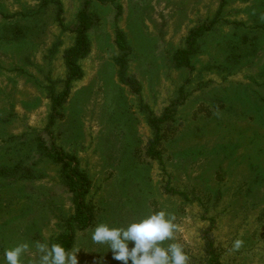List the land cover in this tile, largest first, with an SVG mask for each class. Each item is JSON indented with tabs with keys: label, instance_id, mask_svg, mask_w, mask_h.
Here are the masks:
<instances>
[{
	"label": "rangeland",
	"instance_id": "1",
	"mask_svg": "<svg viewBox=\"0 0 264 264\" xmlns=\"http://www.w3.org/2000/svg\"><path fill=\"white\" fill-rule=\"evenodd\" d=\"M88 1L95 22L83 78L49 128L51 95L65 87L64 54ZM213 22L190 68L177 67L190 34ZM121 59L140 95L122 82ZM169 107L162 160L152 159L146 109L162 117ZM54 145L76 156L92 183L95 221L70 250L79 264H122L92 240L95 227L160 211L178 226L163 246L180 245L188 264L210 263L206 235L218 264H264V0H0V261L27 244L21 264H39L37 243L50 247L74 213L48 157Z\"/></svg>",
	"mask_w": 264,
	"mask_h": 264
},
{
	"label": "trees",
	"instance_id": "2",
	"mask_svg": "<svg viewBox=\"0 0 264 264\" xmlns=\"http://www.w3.org/2000/svg\"><path fill=\"white\" fill-rule=\"evenodd\" d=\"M44 1L45 3H48L49 0ZM97 1L101 3H111L113 0ZM57 4L59 5V2H57ZM89 5L90 1L86 3L85 9L80 13L78 27L74 30V44L64 54L65 66L68 72L67 81L61 93L56 94L53 92L51 95L52 116L49 128L53 127L56 121L63 116L62 109L70 98L72 83L83 78V70L79 61L82 58H85L91 51V42L88 37V32L91 30L95 22L94 16L88 12ZM59 10L60 16L63 11L61 5ZM215 22L209 26H203L190 34L188 38V48L186 50L178 51L175 55V63L177 67L190 68L191 57L196 51L194 47L195 41L205 33L209 32ZM116 43L121 52L127 53L130 50L126 36L121 31L117 33ZM120 78L135 95H140L142 91L141 84L134 76L127 74L126 61L124 59H121ZM146 110L149 114L148 122L155 133L154 139L149 143L147 152L152 159L162 160V153L161 150H159V147L165 138L163 126L173 119L175 109L169 107L162 117L154 116L148 108ZM48 157L54 164L61 167V176L70 194H72L74 204V213L65 222L64 232L51 242L50 247L54 243H60L70 251L74 246L77 232L85 230L95 221L94 208L87 200L92 183L89 175L80 170L79 161L76 156L66 154L54 145L51 152L48 153ZM206 236V251L211 256L209 264H218L219 258L215 254L213 237Z\"/></svg>",
	"mask_w": 264,
	"mask_h": 264
},
{
	"label": "clouds",
	"instance_id": "3",
	"mask_svg": "<svg viewBox=\"0 0 264 264\" xmlns=\"http://www.w3.org/2000/svg\"><path fill=\"white\" fill-rule=\"evenodd\" d=\"M174 220V216L160 211L123 228L99 224L92 232V240L109 245L113 259L122 264H188L189 257L180 245L163 246L178 230ZM240 246L241 242L236 241L235 249ZM36 248L41 254L39 264H79L78 253L67 250L60 243L51 247L37 243ZM28 250L27 244L5 250L0 264H21V257Z\"/></svg>",
	"mask_w": 264,
	"mask_h": 264
}]
</instances>
